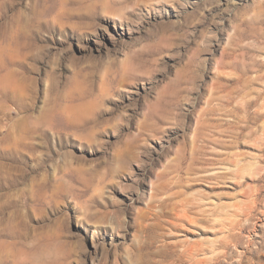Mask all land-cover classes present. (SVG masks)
<instances>
[{
	"label": "rangeland",
	"instance_id": "374dc122",
	"mask_svg": "<svg viewBox=\"0 0 264 264\" xmlns=\"http://www.w3.org/2000/svg\"><path fill=\"white\" fill-rule=\"evenodd\" d=\"M0 264H264V0H0Z\"/></svg>",
	"mask_w": 264,
	"mask_h": 264
}]
</instances>
